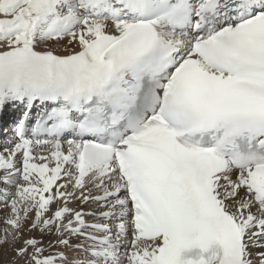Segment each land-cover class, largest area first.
<instances>
[{"label":"snow or ice","instance_id":"6c2138e0","mask_svg":"<svg viewBox=\"0 0 264 264\" xmlns=\"http://www.w3.org/2000/svg\"><path fill=\"white\" fill-rule=\"evenodd\" d=\"M8 264H264V0H0Z\"/></svg>","mask_w":264,"mask_h":264},{"label":"bare ground","instance_id":"6f19581e","mask_svg":"<svg viewBox=\"0 0 264 264\" xmlns=\"http://www.w3.org/2000/svg\"><path fill=\"white\" fill-rule=\"evenodd\" d=\"M8 214V210L5 209L2 205H0V228L3 227V218L5 215ZM12 258V254L7 249H0V264H8V261H10Z\"/></svg>","mask_w":264,"mask_h":264},{"label":"rangeland","instance_id":"374dc122","mask_svg":"<svg viewBox=\"0 0 264 264\" xmlns=\"http://www.w3.org/2000/svg\"><path fill=\"white\" fill-rule=\"evenodd\" d=\"M4 264H6V263H4Z\"/></svg>","mask_w":264,"mask_h":264}]
</instances>
